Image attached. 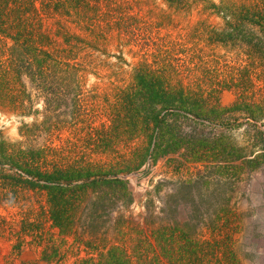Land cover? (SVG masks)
Instances as JSON below:
<instances>
[{"label": "rangeland", "instance_id": "1", "mask_svg": "<svg viewBox=\"0 0 264 264\" xmlns=\"http://www.w3.org/2000/svg\"><path fill=\"white\" fill-rule=\"evenodd\" d=\"M146 1L150 3L123 13L133 18L137 34L123 47L126 62L117 67V79L129 83L132 64L140 59L170 57L177 71L191 75L185 85L199 78L203 88L223 89L224 105L244 89L254 91L256 100L264 99L263 72L252 68L246 43L210 40L223 21L201 7L180 9L164 0ZM111 52L118 54L114 48ZM192 57L198 62L192 63ZM217 59V65L209 62ZM109 61L117 66L122 62L114 56ZM109 72L104 68L90 73L79 91H55L61 122L53 135L25 137L20 129L34 118L0 112V264H74L105 246L132 249L139 232L151 234L160 225L123 221L144 217L167 224L190 221L187 229L207 238L213 234V220H228L215 233L224 237L232 228L233 264H264V118L227 113L211 119L173 107L162 112L160 129L154 124L146 128V109L141 121L128 119L114 127L109 110L126 103ZM76 94L95 111L84 122L72 116ZM37 107L42 109L43 102ZM6 146L15 150L12 158L6 156ZM26 158L40 161L42 173L53 171L52 162L57 161L65 171L62 176L88 177L48 182L14 163ZM43 161L50 163L45 166ZM75 161L82 166L69 169Z\"/></svg>", "mask_w": 264, "mask_h": 264}, {"label": "trees", "instance_id": "2", "mask_svg": "<svg viewBox=\"0 0 264 264\" xmlns=\"http://www.w3.org/2000/svg\"><path fill=\"white\" fill-rule=\"evenodd\" d=\"M149 3L146 0H0V112L33 117L31 125L25 124L20 129L25 137L41 133L53 135L61 122L55 111L58 102L55 91H79L90 73L97 74L108 68L112 86L124 95L119 98L126 103L125 107L114 106L109 110L114 127L128 119L135 122L140 117L144 119L142 111L146 109V128L154 124L160 129L162 112L173 107L189 109L197 115H209L211 119H222L227 113L263 119L264 99L256 100L254 91L239 90L237 99L224 105L221 103L223 89L203 88L199 85V78L185 85V78L191 75L177 71L174 59L170 57L155 58L152 62L147 58L140 59L132 64L129 83L117 79V67L122 69L126 62L123 47L135 41L137 34L130 23L133 18L123 13ZM164 3L180 9L201 7L210 16L219 18L224 26L221 31L211 33L210 40L246 43L252 68H261L264 76V0H164ZM112 48L118 54H112ZM113 56L122 61L118 66L109 61ZM196 59L192 57L191 62H198ZM209 62L220 63L218 59ZM242 71H246L245 68ZM195 83L197 86H192ZM35 93L44 94V97ZM72 100L76 105L72 111L74 120L84 122L93 117L95 111L89 110L79 94ZM41 102L44 107L39 109L37 105ZM62 102L66 103L68 99H62ZM136 104L139 107L134 108ZM6 150V156L12 158L15 150L9 151L12 149L8 146ZM35 160L17 159L14 163L48 182L88 177L62 176L59 173L65 171L59 169L57 161L52 162L53 171L42 173L43 165ZM43 162L47 163L45 166L50 163ZM77 163L68 164L69 169L82 166ZM220 220L212 221L210 238L204 232L188 230L190 221L167 224L164 219L147 217L141 221L125 220L124 225L135 222L145 227L160 226L151 234L139 232L133 238L137 244L132 249L122 245L105 246L93 250L91 255L79 257L74 264H224V260L233 264L236 258L229 250L235 242V234L229 225L225 236L219 237L215 232L222 230L228 221L223 220V224ZM120 240L126 241V236L123 234Z\"/></svg>", "mask_w": 264, "mask_h": 264}]
</instances>
